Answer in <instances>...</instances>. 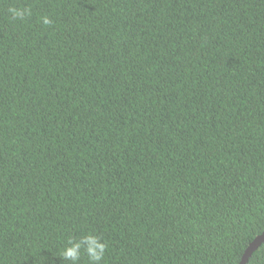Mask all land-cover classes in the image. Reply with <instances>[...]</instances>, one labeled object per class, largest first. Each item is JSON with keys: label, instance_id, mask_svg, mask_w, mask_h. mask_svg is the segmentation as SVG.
<instances>
[{"label": "trees", "instance_id": "obj_1", "mask_svg": "<svg viewBox=\"0 0 264 264\" xmlns=\"http://www.w3.org/2000/svg\"><path fill=\"white\" fill-rule=\"evenodd\" d=\"M88 232L101 264H240L264 232V0H0V264H70Z\"/></svg>", "mask_w": 264, "mask_h": 264}, {"label": "clouds", "instance_id": "obj_2", "mask_svg": "<svg viewBox=\"0 0 264 264\" xmlns=\"http://www.w3.org/2000/svg\"><path fill=\"white\" fill-rule=\"evenodd\" d=\"M8 12L13 20H23L26 16L32 15L30 7L10 6ZM43 25H51L54 21L48 16L40 17ZM108 242L94 232H88L79 239L69 237L65 246L60 252L63 260L70 264H80L82 254L87 257V264H101L108 250Z\"/></svg>", "mask_w": 264, "mask_h": 264}, {"label": "water", "instance_id": "obj_3", "mask_svg": "<svg viewBox=\"0 0 264 264\" xmlns=\"http://www.w3.org/2000/svg\"><path fill=\"white\" fill-rule=\"evenodd\" d=\"M264 242V232L258 235L245 250L240 264H247L253 252Z\"/></svg>", "mask_w": 264, "mask_h": 264}]
</instances>
